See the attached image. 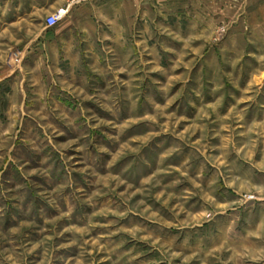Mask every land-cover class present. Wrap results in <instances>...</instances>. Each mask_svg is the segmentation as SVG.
<instances>
[{
    "label": "rangeland",
    "instance_id": "rangeland-1",
    "mask_svg": "<svg viewBox=\"0 0 264 264\" xmlns=\"http://www.w3.org/2000/svg\"><path fill=\"white\" fill-rule=\"evenodd\" d=\"M53 2L0 0V264H264V0Z\"/></svg>",
    "mask_w": 264,
    "mask_h": 264
},
{
    "label": "crops",
    "instance_id": "crops-1",
    "mask_svg": "<svg viewBox=\"0 0 264 264\" xmlns=\"http://www.w3.org/2000/svg\"><path fill=\"white\" fill-rule=\"evenodd\" d=\"M80 1L83 4V6H81L82 8L89 9V8H91V6H93V4L91 6H88V5H86V3H94V2L98 3L101 0H80ZM125 1H126V3H131L133 5V3H139L141 0H125ZM158 1H166V0H158ZM77 4L78 3H76L75 6H77ZM68 5H69L70 11H72V6H73L72 0H54L53 4L49 8V12L53 14V13L57 12L59 9L67 7ZM130 9H132V7L130 5L127 6V10L129 11ZM132 14H133V12H132ZM130 15H131V12L128 13V17H131Z\"/></svg>",
    "mask_w": 264,
    "mask_h": 264
},
{
    "label": "built area",
    "instance_id": "built-area-1",
    "mask_svg": "<svg viewBox=\"0 0 264 264\" xmlns=\"http://www.w3.org/2000/svg\"><path fill=\"white\" fill-rule=\"evenodd\" d=\"M69 13V7L59 9L57 12L47 18L46 26L50 29L57 27L68 17Z\"/></svg>",
    "mask_w": 264,
    "mask_h": 264
}]
</instances>
